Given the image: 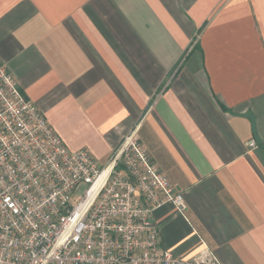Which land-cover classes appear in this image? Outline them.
Instances as JSON below:
<instances>
[{
    "label": "crops",
    "instance_id": "1",
    "mask_svg": "<svg viewBox=\"0 0 264 264\" xmlns=\"http://www.w3.org/2000/svg\"><path fill=\"white\" fill-rule=\"evenodd\" d=\"M2 66L102 166L138 128L161 250L264 264V0H0Z\"/></svg>",
    "mask_w": 264,
    "mask_h": 264
},
{
    "label": "built area",
    "instance_id": "2",
    "mask_svg": "<svg viewBox=\"0 0 264 264\" xmlns=\"http://www.w3.org/2000/svg\"><path fill=\"white\" fill-rule=\"evenodd\" d=\"M165 205L187 209L138 128L102 166L71 151L0 67V264H219L207 247L185 259L161 250Z\"/></svg>",
    "mask_w": 264,
    "mask_h": 264
}]
</instances>
